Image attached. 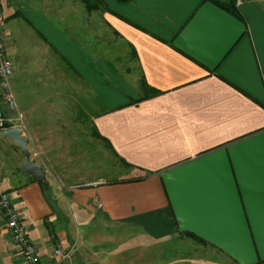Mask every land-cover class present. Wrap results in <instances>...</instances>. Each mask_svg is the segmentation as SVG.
I'll use <instances>...</instances> for the list:
<instances>
[{
	"label": "crops",
	"instance_id": "crops-1",
	"mask_svg": "<svg viewBox=\"0 0 264 264\" xmlns=\"http://www.w3.org/2000/svg\"><path fill=\"white\" fill-rule=\"evenodd\" d=\"M95 1L0 0L31 158L87 124L119 162L45 187L0 129L42 262L264 264V0ZM0 264H26L1 210Z\"/></svg>",
	"mask_w": 264,
	"mask_h": 264
},
{
	"label": "rangeland",
	"instance_id": "rangeland-1",
	"mask_svg": "<svg viewBox=\"0 0 264 264\" xmlns=\"http://www.w3.org/2000/svg\"><path fill=\"white\" fill-rule=\"evenodd\" d=\"M26 126L24 129L28 131ZM71 126L73 124L63 134L65 139H58L60 142L50 146L49 150L39 146L37 150V146H32L34 156L42 163L40 165H44L50 175L70 182H91L112 174L119 162L108 144L87 124L79 129H71Z\"/></svg>",
	"mask_w": 264,
	"mask_h": 264
},
{
	"label": "built area",
	"instance_id": "built-area-1",
	"mask_svg": "<svg viewBox=\"0 0 264 264\" xmlns=\"http://www.w3.org/2000/svg\"><path fill=\"white\" fill-rule=\"evenodd\" d=\"M244 0H236L240 5ZM14 74V63L7 53V43L0 18V129L20 127L25 123L24 115L19 111L18 104L11 86ZM102 207V203L98 204ZM0 210L6 219V228L19 247L20 253L26 264H44L36 243L29 235L24 214L14 204L10 191L0 192ZM72 248L66 249L61 244L56 246L54 254L60 261L71 256Z\"/></svg>",
	"mask_w": 264,
	"mask_h": 264
},
{
	"label": "water",
	"instance_id": "water-1",
	"mask_svg": "<svg viewBox=\"0 0 264 264\" xmlns=\"http://www.w3.org/2000/svg\"><path fill=\"white\" fill-rule=\"evenodd\" d=\"M3 137H8L13 140V142L19 147L23 156L24 162L22 164V170L26 173L34 176L38 182L43 184L45 187L49 186L47 180L46 171L43 166L38 164L36 160L31 158V153L29 150V139L24 135L22 128L12 127L6 128L1 131Z\"/></svg>",
	"mask_w": 264,
	"mask_h": 264
},
{
	"label": "trees",
	"instance_id": "trees-1",
	"mask_svg": "<svg viewBox=\"0 0 264 264\" xmlns=\"http://www.w3.org/2000/svg\"><path fill=\"white\" fill-rule=\"evenodd\" d=\"M119 2H127L130 0H117ZM203 1H207V0H203ZM212 2H215L216 4L220 5L221 7H223L225 10L238 15L239 11H238V7L236 6V0H210ZM87 6L88 8L92 9V8H96L99 7V3L96 4L95 0H86ZM102 3V1H101Z\"/></svg>",
	"mask_w": 264,
	"mask_h": 264
}]
</instances>
